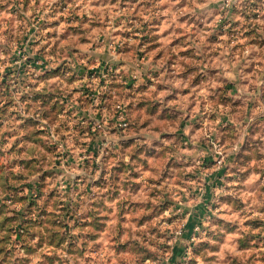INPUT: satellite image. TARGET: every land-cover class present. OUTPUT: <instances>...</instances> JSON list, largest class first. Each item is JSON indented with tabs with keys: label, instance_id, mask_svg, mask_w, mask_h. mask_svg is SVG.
Instances as JSON below:
<instances>
[{
	"label": "rangeland",
	"instance_id": "1",
	"mask_svg": "<svg viewBox=\"0 0 264 264\" xmlns=\"http://www.w3.org/2000/svg\"><path fill=\"white\" fill-rule=\"evenodd\" d=\"M0 264H264V0H0Z\"/></svg>",
	"mask_w": 264,
	"mask_h": 264
}]
</instances>
